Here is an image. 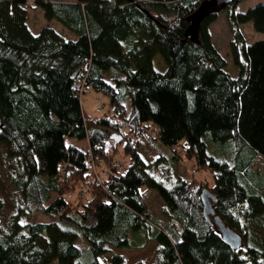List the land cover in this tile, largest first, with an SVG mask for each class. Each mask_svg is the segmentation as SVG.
I'll use <instances>...</instances> for the list:
<instances>
[{"label": "trees", "instance_id": "1", "mask_svg": "<svg viewBox=\"0 0 264 264\" xmlns=\"http://www.w3.org/2000/svg\"><path fill=\"white\" fill-rule=\"evenodd\" d=\"M29 1L0 0V145L13 160L18 201L0 230V264H82L80 237L86 264H100L98 256L127 247L129 233L142 227L159 246L157 264H243L240 249L227 247L203 218L194 181L164 187L138 149L146 139L161 146L166 160L192 159L211 175L215 216L238 229L230 211L243 205L242 214L254 211L264 228L261 177L249 178L252 162L264 161V42L245 45L236 29L250 23L263 32L264 4L242 13L221 5L233 36L232 77L210 42L214 12L184 38L203 0H32L74 40L47 26L32 35L25 24ZM155 54L165 65L161 73L152 65ZM84 87L104 96L109 111L87 118L79 105ZM118 147L128 158L121 171L112 165ZM140 189L157 194L178 233L167 224H160L166 232H153ZM32 211L55 218L22 225ZM245 248L251 264L264 260V251ZM109 263L122 258L114 254Z\"/></svg>", "mask_w": 264, "mask_h": 264}, {"label": "rangeland", "instance_id": "2", "mask_svg": "<svg viewBox=\"0 0 264 264\" xmlns=\"http://www.w3.org/2000/svg\"><path fill=\"white\" fill-rule=\"evenodd\" d=\"M45 1V0H43ZM46 1H56V0H46ZM70 1V0H62ZM29 6L26 8V17L25 24L32 35H36L37 32L44 26L51 28L57 34H59L63 39L74 40L75 36L64 29L60 24L51 20L47 21L43 17V13L39 8L33 7V1H29ZM258 4H264V0H242L233 6L229 5V9L234 13L245 12L248 8H251ZM28 5V4H27ZM210 11L214 12L216 19L208 27V33L210 42L213 47L217 50V53L225 60V70L226 72L234 77L235 68L231 63L230 53H229V44L233 42L232 31L230 30L228 23L226 21V9L221 5H217L212 8ZM237 31L240 33L243 43L245 45L251 44L253 42L262 41L264 42V30L263 32L257 33L252 30L250 23H244L236 26ZM153 68L157 72H163L165 70V65L158 56V54L153 55L152 57ZM104 79L108 81L110 77L108 75L104 76ZM79 105L84 113V115L89 118H95L96 116L101 115L105 111H109V106L107 104V99L101 94L95 93L89 87H84L81 94L79 95ZM100 110L99 113L96 111ZM67 144L73 143L77 147L85 146L84 142L77 141H66ZM211 154L216 157V150L210 147ZM208 151V149H207ZM162 148L156 142H150L146 139H143L139 143L138 154L141 159L147 164L148 173L161 182V184L166 188H171L175 186L182 178L190 174L191 169H195L196 173L191 176V182H193V189L198 190V197L202 190L209 189L212 185L211 175L208 170L198 169L192 159L182 157L180 162L175 163L170 160H166L167 153L165 152L164 158L161 155ZM112 160L118 162L121 165L119 171L123 170L128 164V158L125 157L120 152V147H118L116 153L113 155ZM93 161V160H92ZM94 162V161H93ZM227 162V161H226ZM95 165V164H94ZM103 168V165H100ZM96 166L95 171H99L101 168ZM250 170L252 174L249 176L251 180L255 178V174H258L261 177L262 181L260 183V189L258 194L261 199H264V161L260 158H257L250 165ZM98 174V173H97ZM102 175V173L100 174ZM13 179V160L8 161L4 154V148L0 145V201L2 207L0 210V230L4 233L7 229V225L10 219L13 217V213L16 211V206L18 201L16 196L13 194V184L10 183ZM74 191V189H73ZM66 195V199H73L74 193L79 191L76 189L75 192ZM208 191V190H207ZM142 193V201L145 209L149 214V224L154 229H161L165 231L162 224H167L174 232L178 233L180 231V226L169 218L166 214H162L164 209L163 202L157 196V194L152 190L140 189ZM54 194H50V197H53ZM84 198H89L91 195L85 194ZM200 200V199H199ZM17 204V205H16ZM245 209L247 205L244 204ZM244 209V210H245ZM243 213V205H238L230 211V214L238 223V229L232 227L228 222L223 221V223L228 226L233 232L237 233L241 238L244 237V241L241 239L240 251L241 255L245 258L243 264H251L245 256V247H252L258 251H264V228H258L255 223L258 221L259 217L255 212H249L247 209L246 215ZM54 216H45L39 212L32 211L26 216L20 219V223L24 224H33V223H48L54 220ZM255 221V222H254ZM161 224V225H160ZM264 227V226H263ZM145 228H140L137 231H132L127 237L128 246L121 248H110L108 252L97 257V260L100 264H110L109 258L112 255H119L122 258V264H157L160 253L159 246L148 240L145 235ZM166 232V231H165ZM75 246L79 249L82 255L80 262L86 264L89 260L88 254H84V251L87 249V243L83 238H78L75 241ZM238 250V249H237ZM88 257V259H87ZM87 259V261H86ZM86 261V262H85ZM259 264H264L263 258L258 260ZM50 264H55L54 262Z\"/></svg>", "mask_w": 264, "mask_h": 264}, {"label": "water", "instance_id": "3", "mask_svg": "<svg viewBox=\"0 0 264 264\" xmlns=\"http://www.w3.org/2000/svg\"><path fill=\"white\" fill-rule=\"evenodd\" d=\"M242 0H203L193 16L188 20V26L184 32V38L190 39L192 31L198 21L217 5L236 4ZM199 199L201 202V213L205 221L215 228L222 242L231 250H237L241 246V237L227 227L217 216L214 215L213 204L216 202L215 195L207 190H202Z\"/></svg>", "mask_w": 264, "mask_h": 264}, {"label": "built area", "instance_id": "4", "mask_svg": "<svg viewBox=\"0 0 264 264\" xmlns=\"http://www.w3.org/2000/svg\"><path fill=\"white\" fill-rule=\"evenodd\" d=\"M97 113H99L100 112V110L98 111V109H97V111H96ZM114 167H119V163L118 162H114L113 164H112ZM196 173V171H195V169H191L190 170V174L188 175V177L186 176L185 178H184V180H185V182L186 183H190L191 182V176L192 175H194ZM96 180H97V182H99V178H96Z\"/></svg>", "mask_w": 264, "mask_h": 264}, {"label": "crops", "instance_id": "5", "mask_svg": "<svg viewBox=\"0 0 264 264\" xmlns=\"http://www.w3.org/2000/svg\"><path fill=\"white\" fill-rule=\"evenodd\" d=\"M253 163V162H252Z\"/></svg>", "mask_w": 264, "mask_h": 264}]
</instances>
